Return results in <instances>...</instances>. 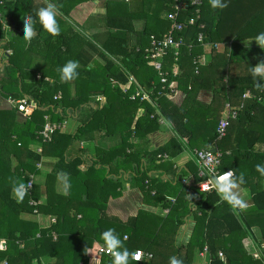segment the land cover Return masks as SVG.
Returning <instances> with one entry per match:
<instances>
[{"label": "trees", "instance_id": "1", "mask_svg": "<svg viewBox=\"0 0 264 264\" xmlns=\"http://www.w3.org/2000/svg\"><path fill=\"white\" fill-rule=\"evenodd\" d=\"M82 1L86 0H53L57 9L64 13ZM202 1L198 15L193 7L181 14L182 20L196 15L197 22L175 33V36L183 38L184 44L179 48L176 61L172 54L164 58L162 68L168 72L166 82L163 84L160 81L152 67L156 74H150L145 83L139 84L146 89L153 86L150 97L155 106H152L138 97L131 99L130 94L135 87L129 90L124 86L130 82L129 76H136L137 70L145 67L146 63L150 64L143 51L149 45V35L169 31L167 13L171 11L172 0H161V8L167 10L164 32H146V39L140 33L141 41L133 46H129L127 37H124L129 27L113 22L115 17L109 13L106 25L114 31L110 33L108 42L104 43V49L107 54L122 58L127 70L121 69L106 54H102L105 61L103 66H90V59L85 58L86 43L83 38L71 31L63 30L59 35L52 36L43 30L36 16L38 8L34 0H0L2 15L7 7L12 9L10 19L3 17L13 30L1 44L3 49L11 48L12 53L6 55L5 63L0 65V97H28L37 103V107L20 125L15 122L16 108L0 109V238L6 239L5 249L0 250V264L3 261L5 264H32L33 259L45 256L52 257L46 264H67V261L69 264H97V261L99 264H112L110 254L98 253L99 245L103 243L100 234L109 228H114L121 239L127 237L124 246L130 252L140 249L151 254L150 258L144 257L131 264H170L169 258L173 256L180 259L182 264H193L195 254L205 250L209 254L208 264H264L261 259L248 254L242 243L253 225L259 227L260 240L264 241V187L261 181L264 173L257 170V165L264 166V150H254L262 133L255 131L252 125L249 129V125L264 112V105L258 100L264 97V80L259 77L252 79L244 74L232 76V57L217 55L212 47V61L205 67L210 68L216 57H221L223 69L228 66L229 85L224 89L228 104L237 106V99L243 96L245 90L254 94L244 101L241 110L235 111L234 117L227 118L225 134L221 138L217 137L220 113L216 116L205 112L202 117L204 123L198 125L188 112L165 97L172 80H179L182 86H187V97L196 91L197 86H201L198 83L200 71L204 68L201 66L206 63L196 62V57L205 53L203 46L196 41L199 32H203L206 44L215 46L223 42L226 47L230 40L256 37L264 32V0H227L226 8L215 11L211 9L209 0ZM108 3L114 5L109 6L112 12L115 7L125 5L120 2ZM26 16H32L35 20L36 36L31 43H26L22 37V21ZM0 39H4L1 29ZM27 53H34L43 64L48 65L39 79L30 64L26 63ZM1 58L0 49V61ZM68 60H77L81 64L77 69L78 77L66 82L77 83L73 96L67 91L66 84L58 83L61 80L59 69ZM48 76L53 79L45 80ZM163 85L165 88L161 89ZM58 91L61 98L54 99ZM93 95L100 97L94 100L90 98ZM218 95L213 96L212 105L216 104ZM89 104L90 113L72 134L56 131L50 141H42L39 131L46 121L45 116H49L51 121L60 122L70 112ZM163 118L173 122L175 127L186 128L191 144L194 128L205 131L204 142H212L213 147L223 153L220 169H231L237 182L243 175L244 183L240 185L248 188L251 194L249 217L237 214L236 209L220 199L215 189L201 192L196 186L183 185L177 179V174L174 181L150 177L148 171L156 159H164V154L167 158L172 156L168 152L170 146L176 143L174 138L154 150L145 167L140 166L142 154L147 153L142 144L149 142L148 136L159 128L160 119ZM184 118H187L186 122ZM238 127L242 131L234 134ZM94 129L107 135L119 133L120 144L107 150L101 149L95 157L83 149L68 156L72 142ZM133 137L140 139L141 144L132 143ZM32 142L39 145L30 149ZM36 147H40L41 152H37ZM42 156L55 158L53 168L46 175V202L31 205V200L39 199L34 190L18 202L12 197L13 187L20 182L26 184L30 173H40L36 164H39ZM12 157L16 160L15 166H12ZM84 163L87 164L86 169L81 170L79 166ZM189 167L196 179V167ZM129 169L136 173L134 184L143 193L145 202L168 208L166 215L145 209H139L126 221L107 215L109 197L116 198L122 194L120 173ZM59 173L67 178L66 193L56 190ZM168 197L174 198V201H169ZM35 208L39 213L55 217V222L41 226L37 220L21 217L25 211L36 215L33 212ZM188 216L195 221L192 233L184 245L177 244L179 228ZM53 233L56 234L55 238Z\"/></svg>", "mask_w": 264, "mask_h": 264}, {"label": "crops", "instance_id": "2", "mask_svg": "<svg viewBox=\"0 0 264 264\" xmlns=\"http://www.w3.org/2000/svg\"><path fill=\"white\" fill-rule=\"evenodd\" d=\"M110 3L118 4L125 3V5L120 7H115L113 12L109 10ZM48 3H53V0H34L35 7L38 9L45 7ZM163 3L161 0H145V3H142V0H86L74 4L71 8L68 9L67 13H64L57 9V22L60 26L61 31L65 30L67 32H74L79 34L85 41L84 52L85 58H89V65H100L105 64L103 55H108V57L115 62L123 70H127L122 58H115L113 55L107 54L104 49V43L108 42L110 33L114 29L109 28L106 25V20L109 17V13H113L111 17H115L113 22L123 23L129 27L124 34V37H127L128 45L133 46L138 44L141 41L140 33L147 38V33L152 30H156L157 33L164 32L166 29V12L167 10L162 9L161 5ZM3 16L6 19H10L11 8L7 7ZM129 14H132L129 17ZM129 18V19H128ZM122 20V21H121ZM256 37H249L245 39L230 40L227 44V47L223 42L216 43L215 46H211L208 43L203 46V52H205L206 64L202 65L201 68V78L198 80V83L201 86H197L196 91L190 94V97H187V86L181 85L179 80H172L169 83V91L165 95L166 99L171 101L177 107H180L184 112L188 114L195 120L200 119L201 115L204 116L205 112L212 115H218L220 113L221 118H228L232 116V113L235 111L241 110L244 106V101L253 97L254 94H251L249 90H245L241 98L238 97V104L235 107H231L227 102V97L224 95V89L229 85L228 83V66L223 69L221 57H216L213 61V65L206 69L207 65L212 61V47H214L217 55H225L232 57L231 63V75H246L252 79L255 77L252 74L253 67L264 61V49H261L255 42ZM227 48V49H226ZM11 49V48H9ZM78 54V51L76 53ZM34 61H39L43 64V61L36 56L34 53H27L26 63L30 64V67L33 69L34 73L41 74L42 71L37 68V65L34 64ZM5 63V62H4ZM2 65V64H0ZM185 66V65H184ZM206 66V67H205ZM36 67V68H35ZM81 64L79 63V66ZM200 68V69H201ZM28 69V68H27ZM199 69V70H200ZM154 71L152 66L146 63L145 67L137 70L136 76L133 74L134 81L137 84L145 83L147 78H150V74ZM150 71V74H149ZM2 72V70H1ZM155 73V71H154ZM199 73V72H198ZM199 73V74H200ZM149 74V75H148ZM50 80L53 77L48 76ZM130 81V80H129ZM115 82V81H114ZM60 84H66V82L58 81ZM77 83L71 82L67 83V91L73 96L75 93ZM188 85V84H187ZM125 89L131 90L136 87L134 82H129L125 84ZM218 95V99L215 105H212V99L214 95ZM99 95H93L90 98L94 100L99 99ZM219 97H222L221 100ZM259 102L264 105V97L258 98ZM224 101V102H223ZM0 109L1 110H12L15 109L14 105L8 100V98L0 97ZM91 104L86 105L76 111L70 112L65 118L61 121L62 127L60 132L65 134H72L76 127L80 124L82 119L90 113ZM204 111V112H203ZM16 112L15 122L20 125L24 121V117H19L21 113ZM262 116L256 118V121L249 125V129L252 128L261 131V140L254 145L255 151L264 150V112ZM22 115V114H21ZM235 116V115H234ZM232 116V117H234ZM187 121V118H184V122ZM190 129L192 127L190 126ZM241 129L238 127L234 130V134L240 133ZM248 130V129H247ZM192 133V131L190 132ZM188 130L186 128L175 127L173 122L167 121V119L162 120L159 128L152 132L148 138L149 142L142 144V146L147 150L146 154H142L141 158V167H145L147 162H149L153 151L167 144L169 140L174 138L176 143L173 146H170V152L167 159H156L152 164V169L148 171L150 177H158L164 181H174L176 179V174L179 179L180 176L185 177L188 175H193L190 172V165L196 167L193 151L200 148H214L212 142H204L205 131L198 128H194L192 144L188 139ZM251 136V135H250ZM121 137L119 133L107 135L103 131L94 129L88 131L85 135H82L79 139H75L69 150L68 156H71L77 152L78 149H83L87 154L95 157L97 152L101 149H110L120 144ZM132 143L139 145L141 140L133 137ZM32 142L29 145L30 149L38 146ZM180 149V150H179ZM175 152V153H173ZM172 153V154H171ZM55 158L42 156L40 161V166H37L39 169V174L30 173L33 175V189L38 193L39 199L37 200L38 204H43L46 202V193H45V180L47 172L50 171L53 167ZM16 165V160L12 157V166ZM87 164H81L79 167L81 170L86 169ZM136 166V165H135ZM134 166V167H135ZM135 172L132 169L127 171H121L120 179L122 182L121 192L122 194L116 198L109 197L107 201L106 213L109 216L118 217L122 221H126L128 217L134 216L139 209H145L152 211L158 215H166L163 212L164 209L161 206L150 205L145 202L144 195L139 188L134 184ZM28 175V176H29ZM247 176V175H245ZM65 175L59 173L56 178L55 187L59 193H66L65 191ZM189 177V176H188ZM235 178V177H234ZM255 179V178H253ZM191 180V179H190ZM262 186L264 187V178L261 180ZM235 191L238 192L240 198H242L247 203V208L245 209H236L237 214H242L245 218L249 217L250 208H251V194L248 188L239 185L238 189ZM12 197L15 198L12 194ZM35 201V200H34ZM42 214V213H41ZM45 216L44 225L48 226L51 215L42 214ZM37 215L28 212H22L21 217L26 220H37ZM40 216L38 215V219ZM39 222V221H38ZM195 221L192 216H188L183 223V230H188V234L185 238L186 243L192 233ZM181 230V228H180ZM181 232V231H180ZM179 235V234H178ZM260 240V230L257 225L251 227V232L243 240V246L246 249L248 254H252L258 251L261 244ZM0 243H2L3 249L6 247V239L0 238ZM183 242L181 244H184ZM101 245V244H100ZM99 245V246H100ZM223 257V256H222ZM224 258V257H223ZM52 260V257L45 256L39 259H33L32 264H46ZM193 264H208L209 263V254L205 251L197 252L193 259ZM264 262V261H263ZM67 264L68 261H67Z\"/></svg>", "mask_w": 264, "mask_h": 264}, {"label": "built area", "instance_id": "3", "mask_svg": "<svg viewBox=\"0 0 264 264\" xmlns=\"http://www.w3.org/2000/svg\"><path fill=\"white\" fill-rule=\"evenodd\" d=\"M202 3H203L202 0H172L171 11L167 13V19L170 22L169 31L161 35H156V34L149 35V45L143 49L144 56L152 65V67L158 72L160 81L163 84L166 82L168 75V72L164 71L162 68L164 58L169 54H172L173 59L176 61L179 53V48L181 45L184 44L183 38L181 36H175V33H180L188 26H192L197 22L196 15L187 16L185 19L182 20L181 14L187 12L190 7H193L194 13L198 15L200 13ZM0 29L4 34V39H0L1 40L0 44H2L8 38V35H11L13 30L12 27L6 21V19H4L1 13H0ZM204 38L205 37L203 32H199L196 38L197 43L201 44L202 46H205L206 43L204 42ZM0 49L2 52V60L0 62L1 64H3L6 60V55L11 54L12 50L9 48L7 49L0 48ZM206 61L207 60L205 54L198 55L196 57V62H198L199 64H204ZM40 77H41L40 74L36 76L37 79H39ZM44 79L49 81V78L47 77H45ZM129 80L130 82H134L136 84L134 91L130 94V98L135 99L136 97H138L141 101H147L152 106H155V103L150 97V94L152 93L153 90V86H151L149 89H146L143 86L137 84L134 81L133 77L129 76ZM164 88L165 85L161 87V89ZM53 98L54 99L61 98V93L57 92ZM8 100L14 105L17 111L21 113L24 117L30 115L32 111L37 107V103L28 97H22L19 99H13L9 97ZM234 115L235 113H232V116ZM45 119L46 121L42 129L39 131V135L41 136L42 141H50L54 132L61 130L62 124L61 121L60 122L51 121L49 116H45ZM160 122L162 123V119H160ZM226 126H227V118H221L219 121V125L217 127L218 138H221L225 134ZM36 151L41 152V148L36 147ZM193 156L197 169L196 179L194 178V175H188L189 177L180 176L179 180L183 185L196 186L197 189L201 192H209L214 190L215 189L213 187L214 177H218L227 171H232L231 169H227V170L220 169V166L222 164L223 153L216 148L195 149L193 151ZM163 158L166 159L167 155L164 154ZM37 166H40V163L37 164ZM213 166H214V171H209V167H213ZM233 177H234V173H233ZM26 186L28 189L27 193H30L31 190L33 189V175L28 176V181L26 183ZM152 193L154 192L152 191ZM168 200L173 202L174 198L168 197ZM30 204L36 206L38 205V202L31 200ZM33 212L40 216L38 221L40 224H43L45 216L42 215L41 213H38L36 208L33 210ZM163 212L167 213L168 208L164 209ZM54 222H55V217H50L48 223H54ZM52 235L54 238L56 237L55 233H53ZM100 246L98 249V253L108 254L107 252L100 251ZM3 248L4 247H2V249ZM136 251L143 252L140 249L139 250L136 249L133 252ZM219 255L222 257L221 253H219ZM251 255L254 258H258L264 261V241L261 242L258 251L252 253ZM144 257L150 258L151 254L144 253V255L141 257L139 261H141ZM2 263L5 264L4 261Z\"/></svg>", "mask_w": 264, "mask_h": 264}, {"label": "clouds", "instance_id": "4", "mask_svg": "<svg viewBox=\"0 0 264 264\" xmlns=\"http://www.w3.org/2000/svg\"><path fill=\"white\" fill-rule=\"evenodd\" d=\"M210 7L212 10H223L227 7V0H209ZM36 16L38 21L42 26L43 30L52 36L59 35L61 29L57 22V7L53 3H48L45 7H41L37 10ZM35 20L32 16H26L22 21V31L23 39L26 43H31V41L36 36V31L34 29ZM256 44L264 49V32L259 33L255 38ZM79 66V61L68 60L60 69V79L63 82H68L74 80L78 77L79 73L77 71ZM252 74L254 77H259L264 80V61L257 63L253 69ZM257 170L264 173V166L257 165ZM209 171H214V166L209 167ZM65 180V191L67 190V178ZM244 183L243 175L240 176L239 181L233 177L232 171H227L218 177H214L213 187L219 195L222 201H226L233 209H245L247 208V203L240 198L236 189H238L240 184ZM27 186L25 183H17L13 187L12 194L17 199V201H22L25 194L27 193ZM100 239L103 244L100 246V251L107 252L112 256V264H131L132 261H139L144 255L141 251L130 252L124 246V240L120 238L119 234L114 228H109L100 234ZM0 250H2V243H0ZM170 264H182V261L175 256L169 258ZM99 264V261H97Z\"/></svg>", "mask_w": 264, "mask_h": 264}, {"label": "rangeland", "instance_id": "5", "mask_svg": "<svg viewBox=\"0 0 264 264\" xmlns=\"http://www.w3.org/2000/svg\"><path fill=\"white\" fill-rule=\"evenodd\" d=\"M239 14H237L235 17H237ZM12 31V30H11ZM1 41V40H0ZM1 43V42H0ZM0 48H1V44H0ZM2 59V58H1ZM34 64L35 65H37V68L36 69H39V70H41V71H45V70H47L46 68H47V64H42V63H39V61L37 62V61H34ZM2 66V65H1ZM158 73V72H157ZM149 74H150V71H149ZM148 74V75H149ZM151 74H156V73H154V71L152 70V72H151ZM37 75H39V73H37L36 74V76ZM50 80V79H49ZM48 81V80H47ZM51 81V80H50ZM58 92H60V91H58ZM57 93V92H56ZM61 93V92H60ZM19 117H24L23 115H21L20 114V116ZM203 116H201L200 117V119H198V120H195V122L194 123H197L198 125L199 124H203L204 123V119L202 118ZM25 118V117H24ZM202 118V119H201ZM37 165V164H36ZM193 208V207H192ZM39 213V212H38ZM37 216H36V218H37V222H38V214H36ZM45 223V222H44ZM44 223L43 224H41V225H44ZM40 224V223H39ZM183 225V224H182ZM180 226V228H181V230H180V228H179V232H178V236H177V244H181L182 242L184 243V241H186L185 240V238H186V236H187V234H188V230H183V226ZM181 231V232H180ZM100 244H103V243H100ZM182 245H184V244H182Z\"/></svg>", "mask_w": 264, "mask_h": 264}, {"label": "water", "instance_id": "6", "mask_svg": "<svg viewBox=\"0 0 264 264\" xmlns=\"http://www.w3.org/2000/svg\"><path fill=\"white\" fill-rule=\"evenodd\" d=\"M226 261H228V260H226Z\"/></svg>", "mask_w": 264, "mask_h": 264}]
</instances>
